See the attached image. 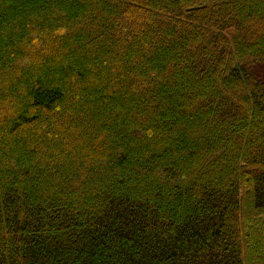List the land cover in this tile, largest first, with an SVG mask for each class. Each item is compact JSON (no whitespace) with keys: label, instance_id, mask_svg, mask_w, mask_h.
I'll return each mask as SVG.
<instances>
[{"label":"trees","instance_id":"16d2710c","mask_svg":"<svg viewBox=\"0 0 264 264\" xmlns=\"http://www.w3.org/2000/svg\"><path fill=\"white\" fill-rule=\"evenodd\" d=\"M0 264H264V0H0Z\"/></svg>","mask_w":264,"mask_h":264}]
</instances>
